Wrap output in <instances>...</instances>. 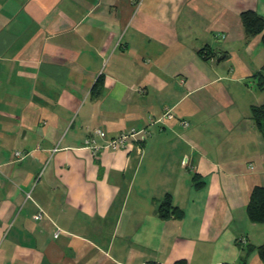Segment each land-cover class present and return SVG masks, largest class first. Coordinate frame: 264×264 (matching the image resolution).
I'll return each instance as SVG.
<instances>
[{
  "label": "crops",
  "instance_id": "crops-1",
  "mask_svg": "<svg viewBox=\"0 0 264 264\" xmlns=\"http://www.w3.org/2000/svg\"><path fill=\"white\" fill-rule=\"evenodd\" d=\"M246 9L264 0H0V264H264ZM131 128L144 140L83 146Z\"/></svg>",
  "mask_w": 264,
  "mask_h": 264
},
{
  "label": "trees",
  "instance_id": "trees-1",
  "mask_svg": "<svg viewBox=\"0 0 264 264\" xmlns=\"http://www.w3.org/2000/svg\"><path fill=\"white\" fill-rule=\"evenodd\" d=\"M240 19L246 35L254 36L260 34L261 42L264 45V16L252 9H246L240 13ZM256 84L261 90H264V74H259ZM250 114L264 142V103L252 106ZM158 212L163 218H167L170 215L178 218L182 216V211L172 206L169 196H166L163 203L159 206ZM245 212L249 221L264 224V186L255 185L252 187ZM247 248V251L256 250L264 262V243L258 246L248 245ZM173 264H186V261L180 259Z\"/></svg>",
  "mask_w": 264,
  "mask_h": 264
},
{
  "label": "built area",
  "instance_id": "built-area-1",
  "mask_svg": "<svg viewBox=\"0 0 264 264\" xmlns=\"http://www.w3.org/2000/svg\"><path fill=\"white\" fill-rule=\"evenodd\" d=\"M166 118L172 117L169 112L166 113ZM180 124L183 127H186L189 125V121L186 119L180 118L179 120ZM101 130L100 129H95V131L88 135L83 142V146L87 149H89L92 153H97L100 150H111V151H116L119 149H123L126 147V144L128 143V139L133 138L136 140H144L146 137L145 135V130L143 129H135L131 128L127 131H122L116 136L112 137L109 140H106L102 143L98 142V137L101 135ZM24 157V153L20 150H15L13 153V160L12 162L19 161ZM42 216V213L39 211L36 214V218H40ZM58 233V231L55 233V235Z\"/></svg>",
  "mask_w": 264,
  "mask_h": 264
}]
</instances>
